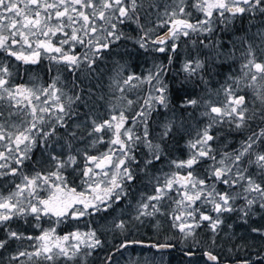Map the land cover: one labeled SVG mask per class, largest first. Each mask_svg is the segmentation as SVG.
Listing matches in <instances>:
<instances>
[{"label": "snow or ice", "instance_id": "snow-or-ice-1", "mask_svg": "<svg viewBox=\"0 0 264 264\" xmlns=\"http://www.w3.org/2000/svg\"><path fill=\"white\" fill-rule=\"evenodd\" d=\"M160 9L159 0H0V178L19 180L11 181V190H0V250L6 251L13 242L17 245L5 257L7 264H88L105 245L92 226L94 217L123 202L139 173L149 176L154 165L164 160L167 140L184 126L182 119L177 125L176 109L201 105V99L190 95L179 105L172 104L165 77L181 39H189L195 47L193 35L207 38L218 25L227 28L237 18H248L249 25L255 26L258 17L264 24V0H170ZM126 27L130 30L125 31ZM159 29L166 31L157 34ZM256 36L264 43V29ZM127 42L145 52L168 54L167 63L153 62L143 74L128 71L125 75L127 65L114 60L108 85L112 95L92 101L95 93L92 87H81V77H97L100 63L117 45ZM199 43L213 46L203 40ZM243 43L241 75L222 85V102H203L201 116L207 123L187 141V158L168 160L174 170L150 177L152 194L141 193L134 214L127 220L111 221L108 230L123 239L103 257V264H117V254L134 245L144 246L128 236L146 220L153 221L150 226L155 230L163 229L157 217L165 216L184 241L191 238L192 245L185 252L190 258L200 250L197 231L206 224L210 238L202 255L206 264H223L215 249L225 214L238 213L243 223L264 214V59L259 58L264 56V47L247 39ZM77 47L83 51L77 52ZM43 58L49 61L48 72L55 67L56 75L49 83L37 82L39 77H33L31 85L13 83V60L33 66ZM204 68L205 62L197 55L186 58L180 70L188 79ZM63 72L71 74L72 87L79 89L74 96L58 86L64 84ZM200 80L206 83L203 76ZM145 86L143 97L129 98L130 92ZM77 102L87 111L73 123L81 116L74 107ZM161 110L172 116L154 121ZM153 123L159 128L155 134ZM222 124L228 125L229 133L243 136L231 150L228 144L216 147L221 139L216 128ZM77 143L84 148L75 147ZM98 144L106 145V150L90 154L88 149ZM56 146L60 154L49 151ZM141 146L145 151L138 159ZM38 147L46 160H33ZM29 164L32 170L26 172ZM201 166L202 171H197ZM166 201L175 205L170 212L163 210ZM16 221L29 224L38 234L14 229ZM65 222H83L86 230L75 227L61 235L57 227ZM251 232L264 237V226L252 227ZM149 247L162 253L174 245L165 242ZM130 264L158 262L155 256H145ZM237 264L254 262L245 258Z\"/></svg>", "mask_w": 264, "mask_h": 264}, {"label": "trees", "instance_id": "trees-1", "mask_svg": "<svg viewBox=\"0 0 264 264\" xmlns=\"http://www.w3.org/2000/svg\"><path fill=\"white\" fill-rule=\"evenodd\" d=\"M170 0H159L161 4L160 11H163V5L169 3ZM191 10V9H189ZM193 15L199 18V13L193 12ZM155 19V17H153ZM255 26H250L248 18H237L229 27L217 26L215 32L209 37L205 35H193L192 40L197 41L194 47L191 41L187 38H182L179 42V49L176 53L171 71L168 76L165 77L166 82L170 86V94L173 105H179L180 102L186 95L194 96L201 99V105L196 108L187 109H176L177 125L179 126L181 119L184 121V126L180 131H174L172 136L167 140L164 151L165 158L162 162L157 163L151 169L149 176H145L139 173L138 179L135 184L132 185L129 196L123 201L113 205L111 209L106 213H101L100 216L94 217L95 224L93 227L98 229V235L101 240L105 242L104 248L98 250L89 258L88 264H103V257L113 247L118 245L123 237L118 232H112L108 229L111 227V221L114 218L129 219L134 214V208L137 201L140 199L141 193L146 195L152 194V185L149 184L150 177L161 176L163 173L173 171L167 163L168 160L186 159L189 149L187 141L195 135V131L198 127H202L207 123V118L201 116V113L205 111L204 101L211 100L213 102L223 101L222 85L231 83L230 77H238L241 75V64L244 62L243 53L245 52L246 45L243 43L245 39L254 46L264 47L261 39L256 36V33L260 29H264V24L259 22V18L254 21ZM151 26V25H149ZM134 27V26H132ZM128 27L125 31H129ZM166 29H159L157 34L163 33ZM135 35V32H132ZM203 40L205 43L211 42L213 46L205 48L199 42ZM77 52L83 51V49L77 47ZM127 51L129 55H123V52ZM199 55L200 59L205 62L204 70L199 75L186 79V74L181 72V65L186 58L194 57ZM168 54L153 53L151 51L145 52L133 45L131 42H127L124 45H117L114 48L110 56H106L105 61L99 65L98 76L92 79H85L83 76L81 80L83 83L81 87H92L95 95L91 97L92 101L97 100L100 95L105 96V100L112 95L109 92L108 85L110 83V77L114 75L113 69L116 67L114 60H118L121 64L127 65L128 71H133L138 74H143L148 68H150L153 62H164L167 63ZM260 59H264V56H259ZM49 61L47 58H43L39 65H22L14 60L12 61V71L14 73L13 83H23L31 85L33 77H39L37 82L46 84L51 81V78L56 75L55 67L53 71L48 72ZM102 70V71H101ZM18 73V75H16ZM200 76H203L206 83L201 82ZM73 77L67 72L62 73V80L64 81L62 86L64 92L69 96H74L79 89L72 87L70 83ZM183 82V83H182ZM248 91V90H245ZM146 92L145 89L133 90L130 92L129 98L135 99L137 95L143 97ZM219 93V94H218ZM84 95H87L85 91ZM250 95V93H249ZM75 108L81 113L79 118H74L73 123L82 120L83 113L87 111L83 107L81 102H77L74 105ZM98 107L101 112L105 110L104 102H98ZM165 116L171 117L172 113H164L161 110V114L154 116V121H163ZM255 127V125H253ZM152 130L155 134L159 131L156 123L152 124ZM139 131V130H137ZM221 136V139L217 142L216 147H221L224 144H228V150L238 146L239 140L243 136L236 133H229L228 125H218L216 128ZM63 129L61 130V134ZM64 141H59V144H63ZM77 148H84L83 144L77 143ZM106 145H96L95 149L89 148L90 154H97L106 150ZM55 151L60 154V147L56 146L54 149L50 148L49 151ZM66 151V149H65ZM145 149L141 146L137 152L138 159L142 155ZM46 160V157H41V148L34 149L33 160ZM82 166V161H81ZM32 165L29 164L26 168V172H31ZM197 171H202L201 168ZM183 174V173H182ZM15 179V182H19L18 178H0V190L8 191L11 190V181ZM78 182V181H77ZM220 190H223V186H218ZM238 203H242L238 202ZM175 205L171 201H166L164 204V211L170 212ZM203 208V206H201ZM238 213L225 214L224 221L225 225L219 233L216 243L218 247L215 252L221 256L223 264H230L233 262L240 261L248 258L252 259L254 264H264V237L258 234L252 233V227L264 226V214H257L251 217L248 223H243L239 218ZM164 224V228L157 231L150 225L153 221L146 220L145 225L134 231V234L129 235L128 239L140 240L144 246L134 245L123 251L116 256L117 264H130V261L143 260L145 256H155L158 264H206L202 255L204 247L209 242L210 233L207 231V225L205 224L202 228L197 231V239L201 241L200 250L197 251L193 257H188L185 252L191 247L192 240L189 238L184 241L178 230L171 228L168 217H157ZM231 224L232 228L229 229L227 225ZM48 225L45 224V227ZM14 229L24 231L25 233L38 234V230L33 229L29 224H25L23 221H16L12 224ZM75 227H79L81 231L86 230L84 223L79 224L72 222H65L57 227V232L63 235L66 232L72 231ZM171 242L174 247L169 251H163L162 253L155 251L149 245L154 243H165ZM27 242H25V245ZM17 245L15 242L9 245L6 251L0 250V264H7V257L10 253L14 252ZM231 250V251H229ZM163 257L160 261V257ZM259 258V259H258Z\"/></svg>", "mask_w": 264, "mask_h": 264}, {"label": "water", "instance_id": "water-1", "mask_svg": "<svg viewBox=\"0 0 264 264\" xmlns=\"http://www.w3.org/2000/svg\"><path fill=\"white\" fill-rule=\"evenodd\" d=\"M166 31V30H165ZM162 34V33H161ZM171 249V248H170ZM170 249H166V250H164V251H169ZM155 250V249H154ZM156 251V250H155ZM204 260H205V258H204ZM226 264V263H225ZM230 264H237V262H233V263H230Z\"/></svg>", "mask_w": 264, "mask_h": 264}]
</instances>
